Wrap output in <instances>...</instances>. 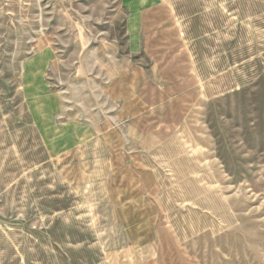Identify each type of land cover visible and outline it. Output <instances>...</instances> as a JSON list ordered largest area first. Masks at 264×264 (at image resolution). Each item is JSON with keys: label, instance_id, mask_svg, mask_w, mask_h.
Returning <instances> with one entry per match:
<instances>
[{"label": "rangeland", "instance_id": "1", "mask_svg": "<svg viewBox=\"0 0 264 264\" xmlns=\"http://www.w3.org/2000/svg\"><path fill=\"white\" fill-rule=\"evenodd\" d=\"M0 264H264V0H0Z\"/></svg>", "mask_w": 264, "mask_h": 264}, {"label": "crops", "instance_id": "2", "mask_svg": "<svg viewBox=\"0 0 264 264\" xmlns=\"http://www.w3.org/2000/svg\"><path fill=\"white\" fill-rule=\"evenodd\" d=\"M136 74H138L137 78ZM132 76H134V79H132L133 81L128 85L132 86L133 89L129 87L127 97L125 98L126 107L128 110L127 114L130 119L129 123L135 122L137 119L142 118L148 114L149 110L151 109V94L149 93L151 89L148 75L141 77L139 73L134 72L130 77Z\"/></svg>", "mask_w": 264, "mask_h": 264}]
</instances>
